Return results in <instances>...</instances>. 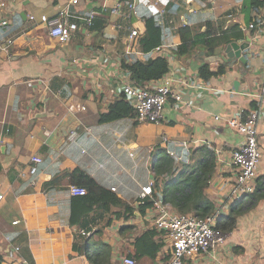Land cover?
Returning a JSON list of instances; mask_svg holds the SVG:
<instances>
[{
    "label": "crops",
    "instance_id": "crops-1",
    "mask_svg": "<svg viewBox=\"0 0 264 264\" xmlns=\"http://www.w3.org/2000/svg\"><path fill=\"white\" fill-rule=\"evenodd\" d=\"M1 1L0 19L6 24H0V264H120L123 255L135 264H162L169 243L157 230L155 239L163 247L154 258L136 257L135 240L153 229L150 222L157 215L154 205L140 212L141 186L153 182L157 149L187 163L205 147L212 149L214 170L203 193L213 210L203 216L218 211L215 221L226 240L184 264H264V105L257 120L258 175L253 190L240 197L232 195L236 170L228 162L241 136L227 123L256 106L264 82V25L248 28L258 22L264 0H135L137 13L128 19L109 12L117 0ZM67 5L75 14L94 12L92 24L79 21L68 42L29 19ZM146 14L155 15L164 33L161 49L152 54L166 55L165 74L175 79L173 88L182 100L168 98L158 123L138 122L135 113L101 121L100 113L130 82L119 58L136 55L126 52L125 42L129 28L143 32ZM206 22L217 30H241L243 36L230 41L249 38L238 50L245 59L225 62L227 42L176 54L183 37L193 38ZM182 27L189 30L180 33ZM203 64L222 70L204 79L199 75ZM33 154L41 161H30ZM74 168L112 191L132 213L108 203V209L93 207L80 217L84 207L69 192L76 184L70 177ZM160 196L156 202H163ZM228 216L232 225H222Z\"/></svg>",
    "mask_w": 264,
    "mask_h": 264
},
{
    "label": "built area",
    "instance_id": "built-area-1",
    "mask_svg": "<svg viewBox=\"0 0 264 264\" xmlns=\"http://www.w3.org/2000/svg\"><path fill=\"white\" fill-rule=\"evenodd\" d=\"M71 2L75 3L77 0H71ZM0 4L4 5V2L1 1ZM122 6L125 7L126 12L121 11ZM104 8L105 6H103ZM109 12L117 15L121 14L123 19H128L137 13V3L135 0H117ZM29 19L40 22L48 35L56 38L59 42L65 43L71 39L78 29L79 21H82L86 26L92 24L94 12L90 11L84 15L75 14L69 10L67 5L56 14H41L37 18L31 14ZM0 24L5 25L6 20L0 19ZM258 25H264V3L261 6L258 22L249 23L248 28H254ZM137 35L138 31L135 28H129L127 41L125 42V50L129 54L142 55L143 53L136 48L135 39ZM10 43L11 40L6 41L7 45ZM154 49H161V46L158 45ZM174 80L171 75L164 74L155 84L137 87L128 82L122 86L121 91L135 108V119L138 122L158 123L162 118L164 105L168 98L172 97L176 101L182 100L180 94L173 88ZM30 83L29 81L28 84ZM263 105L264 82L257 93L256 106L244 117H232L227 120L228 125L241 136V140L229 150L228 164L236 170L235 183L232 188L234 197L247 194L254 188L261 155L257 141V120ZM161 140L165 143L168 142L165 136H162ZM2 144L3 137L0 135V147ZM183 144L186 145L184 142ZM215 152L219 153L220 149H216ZM30 161L40 162L41 157L38 154H33L30 156ZM30 171H34L33 165ZM112 190H114V187H112ZM69 192L71 195H82L85 194L86 189L76 184H70ZM152 192V183L149 182L141 186L139 195L142 198L146 195L150 196ZM1 197L2 194H0ZM161 203L163 202H154L157 215L152 218L150 228L162 232L161 234L169 243L168 256L162 264H184L187 258L203 252H210L216 245L225 242V234L216 225L215 221L218 211L206 216H198L192 213L170 211L166 208V204V206H163ZM84 233L86 232H82V234ZM14 248L18 251L20 247L16 245ZM120 264H135V260L130 255H123Z\"/></svg>",
    "mask_w": 264,
    "mask_h": 264
},
{
    "label": "trees",
    "instance_id": "trees-1",
    "mask_svg": "<svg viewBox=\"0 0 264 264\" xmlns=\"http://www.w3.org/2000/svg\"><path fill=\"white\" fill-rule=\"evenodd\" d=\"M187 29L186 27H182L179 28V31L183 33ZM242 36V31L236 26L217 30L211 28L210 23L206 22L205 29L194 35L193 38L183 37L182 42L176 47L175 53L178 55L187 54L198 44L212 50L218 44L226 43L232 38H240ZM163 37L164 33L160 24L155 20V15H144V30L142 33L138 32L135 39L137 49L141 50L144 54L143 58L137 55L129 58L126 56L119 58L121 70L135 86H145L148 81L159 79L168 71L169 62L166 55L162 53L152 54V50L156 46L161 45ZM221 70L219 68L213 71L209 69L207 64H203L199 68V75L207 79L209 76ZM134 109L130 100L121 92L120 96L109 104L107 111L100 113L99 120L104 121L126 115L133 116L135 113ZM201 150L202 152L197 153L192 162L182 163L181 160L176 161L164 149H157L155 152V163L153 165L154 177L152 186L154 189H159L161 196L156 192H152L150 196L146 195L140 198L139 210L141 213H144L146 208L152 207L154 201L159 196L164 203H168L177 211H191L203 216L213 210V203L203 193L208 179L214 170L212 149L205 147L201 148ZM70 177L72 183L83 185L86 189L85 194L72 196L77 204L80 203L84 207L79 212V215L81 214L80 217L93 207L108 209V203L123 206L125 209L124 214L132 213V208L121 201L112 191L98 185L91 177L78 169L74 168L70 172ZM232 220L233 218L228 216L221 224L230 226L232 225ZM73 221L76 220L73 218L71 222ZM219 223V220H217L216 225L221 226ZM155 235H157L156 230L147 229L136 238V257H155L164 245L161 240L158 241L155 239Z\"/></svg>",
    "mask_w": 264,
    "mask_h": 264
},
{
    "label": "water",
    "instance_id": "water-1",
    "mask_svg": "<svg viewBox=\"0 0 264 264\" xmlns=\"http://www.w3.org/2000/svg\"><path fill=\"white\" fill-rule=\"evenodd\" d=\"M45 29V28H43ZM248 37H246V40H245V43H241V44H238L237 42L235 41H229L225 44L224 46V60L225 62H227L228 64H231L232 61L235 59V58H238L240 61L241 60H244L245 58L243 56L240 55V53L238 52V50L240 48H244L246 43L248 42Z\"/></svg>",
    "mask_w": 264,
    "mask_h": 264
}]
</instances>
